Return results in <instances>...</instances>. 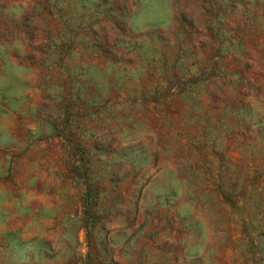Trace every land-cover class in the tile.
<instances>
[{"label": "rangeland", "instance_id": "obj_1", "mask_svg": "<svg viewBox=\"0 0 264 264\" xmlns=\"http://www.w3.org/2000/svg\"><path fill=\"white\" fill-rule=\"evenodd\" d=\"M0 264H264V0H0Z\"/></svg>", "mask_w": 264, "mask_h": 264}]
</instances>
